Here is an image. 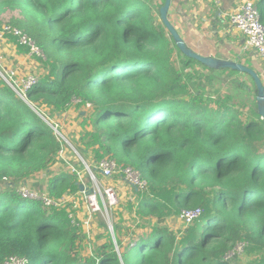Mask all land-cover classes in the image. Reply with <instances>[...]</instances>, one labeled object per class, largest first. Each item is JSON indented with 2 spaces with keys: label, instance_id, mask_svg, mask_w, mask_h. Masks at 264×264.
<instances>
[{
  "label": "trees",
  "instance_id": "trees-1",
  "mask_svg": "<svg viewBox=\"0 0 264 264\" xmlns=\"http://www.w3.org/2000/svg\"><path fill=\"white\" fill-rule=\"evenodd\" d=\"M161 4L0 0L4 24L35 42L47 70L26 89V100L0 76V264L10 255L28 264H264V122L256 101L251 107L242 98L238 106L226 94L218 103L204 95L201 75L192 89L186 69L193 63L208 71L207 80L217 70L235 71L183 55L159 19ZM256 5L264 23V0ZM5 36L29 52L16 36ZM75 99V107L89 102L93 111L82 154L94 162L113 158L146 180L136 192L137 218L161 223L201 208L179 237L164 226L139 225L127 242L116 237V247L109 239L83 254L81 234L67 218L70 205L46 209L16 193L18 181L49 169L62 149L39 113H62ZM79 183L76 172L62 171L47 191L73 194ZM239 243L243 250L235 252Z\"/></svg>",
  "mask_w": 264,
  "mask_h": 264
},
{
  "label": "crops",
  "instance_id": "crops-1",
  "mask_svg": "<svg viewBox=\"0 0 264 264\" xmlns=\"http://www.w3.org/2000/svg\"><path fill=\"white\" fill-rule=\"evenodd\" d=\"M163 1L164 0H153L155 5H159L161 2L163 4ZM237 4L238 0H171L167 17L175 26L187 46L201 55H213L229 59L228 54H230V51L235 52L236 55L243 52L245 54L243 64L245 63V65L251 67L259 74L261 82L264 86V56L259 55L254 48L244 49V36L239 29L230 23L229 20V17ZM22 53L24 52H21L20 54ZM33 62L31 63V67H28L26 72L34 68L36 70L37 66V68H39L38 63L35 60ZM236 72L238 71L233 73ZM245 76L250 81L251 86H254L252 78L247 74H245ZM92 112H88L85 106L75 107L73 104L69 106L66 111L56 113V117L58 119L65 118L70 120V118L77 117L76 121L71 122L73 123L72 126L75 130V143L79 147H82V144L85 143L84 138L89 136L87 133L92 131ZM76 122L78 123L76 124ZM84 128L86 131H84ZM90 162L94 163L93 158H91ZM54 165L47 169L42 175L36 176V178H38V180H45L43 183H47L48 185L49 179L56 174V172L49 174L50 170L55 168ZM67 170L69 169L67 168ZM107 180H110L108 183L116 190L118 199H136V194H131V191H134V189L132 188L131 190L122 179L114 177ZM79 182L88 187L86 179L83 177L79 179ZM30 185L31 184L29 183V186ZM68 195L70 198V208L76 214L77 218L80 221L89 219V224L79 226L77 229L82 237L81 243L83 246V254L91 253L90 250L85 252V244L87 243L86 240L90 230L94 232L92 238L98 244L97 246L103 245L109 239H112L115 243L116 237L121 239L123 242H127L132 231L134 230L135 232V226L117 225V221H112L113 230H111V232L106 230V214L102 212L90 214L85 193L78 190L77 192L73 194L69 193ZM99 202L102 205V199L100 196ZM128 206L135 214L133 202L128 203ZM102 214H104L105 217H103ZM136 219H138L137 222L139 223L143 222V220L139 218ZM139 230L140 229H137L136 231Z\"/></svg>",
  "mask_w": 264,
  "mask_h": 264
},
{
  "label": "rangeland",
  "instance_id": "rangeland-1",
  "mask_svg": "<svg viewBox=\"0 0 264 264\" xmlns=\"http://www.w3.org/2000/svg\"><path fill=\"white\" fill-rule=\"evenodd\" d=\"M156 16V15H155ZM159 16V15H158ZM157 17V16H156ZM3 19H6V16L1 15L0 16V26L3 27L5 24L3 22ZM1 32V28H0ZM40 52V51H39ZM21 52L18 51V48L15 47V44L11 40H6L5 38L0 37V73L4 75L6 78H8L7 75H10L11 77V82L14 84V86L18 87L17 91L19 93H25V89L21 85V80L24 79L27 75L32 74L36 79L38 77H41L45 72H47L45 66H43L36 58V55L27 52L20 54ZM20 54V55H19ZM41 56L43 57L42 53L40 52ZM244 53L242 52L241 54L236 55L235 52L230 51V54H228L229 59H232L237 62H244ZM243 57V58H242ZM44 58V57H43ZM36 61L39 65V68L36 67L34 69H31L27 72L26 70L28 67H31V63L33 61ZM34 63V62H33ZM245 64V63H244ZM13 73H10L12 72ZM186 71H190L194 76L191 79V84L194 83L192 89L195 90V84H196V78L197 75H201V83L206 87V91L204 92V95H210L213 96V98H217V102L221 103L218 99L222 97V95H231L233 97L234 102H241V99L244 98L247 103L251 106H255V92H254V86L250 84V81L247 79L244 73L240 72H221V71H215L213 73V77L208 78V80L205 78V73H208L206 70H202V68L199 66L198 63H193L192 66L186 69ZM232 73V74H231ZM1 76V75H0ZM194 79V80H193ZM4 80V79H3ZM6 83L9 84L8 81ZM245 86V89H242V86ZM252 89V90H250ZM22 97H25V94H20ZM219 95V96H218ZM239 102L236 104L238 105ZM239 106V105H238ZM40 107V106H38ZM91 108H86L88 112H92V106ZM36 111V110H35ZM242 111L246 112L247 108L242 107ZM43 113L47 118L43 119L48 125L52 128L54 127L56 130L54 131V134L57 135L62 141H61V150L59 151L57 157H56V162L53 169L50 170V173H58L62 171H66L67 168H69L68 165H66V162L72 163L74 166L78 167L79 171V179L83 177L86 179L87 186L91 187L93 186L94 182L96 181L100 185H105V186H112L111 184L108 183L107 179H104L103 177L100 176L99 173H95L94 177L90 176L88 174V170L85 168V165H92V162H90L92 155L90 153L83 155L81 150L85 148V143L90 141V137L88 136L85 139V143L82 144V147H79L75 143V130L74 127L72 126L73 123L71 121H76L77 117L70 118V120H67L65 118L58 119L56 117L55 112H51L49 109H44ZM63 116V115H62ZM78 122H76L77 124ZM84 131L86 129L84 128ZM53 166V165H52ZM51 166V167H52ZM66 169V170H65ZM46 170H42L39 172H35L31 174L29 177L24 178L21 181L17 182V185L19 183L25 182L27 186L29 183L31 184L30 187L36 188V189H46L47 190V183H43L45 180H38L36 176L42 175ZM52 171V172H51ZM95 178V179H94ZM118 178V177H117ZM2 183H10V179L6 178V180H2ZM11 184V183H10ZM4 185V184H2ZM16 185V186H17ZM128 186V185H127ZM45 187V188H44ZM113 187V186H112ZM131 190L132 188L128 186ZM117 193V192H116ZM136 194L133 190L131 191V194ZM102 197L106 199L105 195L102 194ZM138 198L136 199H125V200H120L118 199L117 196V202L107 208V215H106V221L107 225H105L106 230L110 231L113 230L112 227V221H117V225H122V226H138L141 225L142 227H148L151 225H159V226H164L174 233L179 237L181 235L182 228L184 227V223L180 219L179 215H172L164 219L163 222L157 223L156 218L154 217H146L143 219V222L139 223L137 222L138 219L136 213L134 214L131 208H129L128 203L133 202V207L136 210L138 203ZM102 213H105V210H102ZM103 215V217H105ZM132 214V215H131ZM120 216V217H119ZM135 228L136 230L139 228ZM91 230L89 231L88 237H87V243L85 244V252L89 251L93 252V250L96 248L98 245L94 240H93V234ZM109 235V234H108ZM245 259V257H243Z\"/></svg>",
  "mask_w": 264,
  "mask_h": 264
},
{
  "label": "built area",
  "instance_id": "built-area-1",
  "mask_svg": "<svg viewBox=\"0 0 264 264\" xmlns=\"http://www.w3.org/2000/svg\"><path fill=\"white\" fill-rule=\"evenodd\" d=\"M229 20L230 23L237 29H239V31L244 36V49L254 48L259 55L264 56V23H262L260 20L256 0H238V4L235 7L234 11L231 13ZM5 35L16 36L19 44L29 47V53L36 55V57L45 58L44 54L35 44V42L30 39L25 33H23L22 30L10 25H4L1 29L0 37L6 38ZM39 51L42 53L43 57L41 56ZM10 73H13V71ZM0 75L5 81L9 82V85L21 98L26 100L20 95L23 94L24 96V93H19L17 91L18 87L14 86V84H12V82L10 81V75H7L8 78H6L1 73ZM36 82V77H34L32 74H29L21 80V85L26 91V89H28ZM79 101L80 100L75 99L73 104L79 103ZM84 106L86 108H91V104L89 102L85 103ZM39 114L43 119L47 118L42 113ZM52 128L54 129V131L56 130L54 127ZM68 166V169L70 171L76 172L77 175L80 174L79 170H76L72 165ZM85 168L88 170V174L92 177H94L96 172H99L101 177H103L104 179H112L114 177H118L122 179L128 186L133 188L135 193L141 192L147 188V182L142 177L140 170L132 166L120 165L113 158H101L97 162L92 163L91 166L85 165ZM3 180H6V177H3ZM16 185L14 186L15 191L21 198L37 200L46 209H61L70 204V198L68 194H64L60 197H52L46 189L32 188L29 185L27 186L25 182H23L22 184L19 183L17 186ZM89 188L93 189L90 194H86L82 191L81 192L85 193L90 214L102 212V210L104 209L107 215V208L113 206L117 202L116 190L112 186L100 185L96 181L94 182L93 186ZM102 194L105 195L106 199L102 197ZM99 196L102 199V205L99 202ZM66 212L67 218L72 227L78 229L79 226L89 224V219L80 221L70 207L66 208ZM201 213L202 210L199 207L184 208L180 211L179 217L185 224L184 226H188L196 221L201 216ZM243 246V243L237 244L235 247V252H241L243 250ZM235 252L231 251L230 255L235 254ZM2 264H28V261L23 256L10 255L3 261Z\"/></svg>",
  "mask_w": 264,
  "mask_h": 264
},
{
  "label": "water",
  "instance_id": "water-1",
  "mask_svg": "<svg viewBox=\"0 0 264 264\" xmlns=\"http://www.w3.org/2000/svg\"><path fill=\"white\" fill-rule=\"evenodd\" d=\"M170 3L171 0L163 1V4L159 7V18L166 30L172 36L173 41L175 42L181 53L188 58L200 62L202 65L210 69H231L249 75L252 78V81L256 88V112L259 115L260 119L264 122V86L261 82L259 74L254 69L243 64L242 62H237L224 57H216L213 55H201L200 53H197L190 47H188L175 26L169 21L167 17ZM78 187L80 191L85 192L86 194H90L93 190L92 188L84 186L82 183H79Z\"/></svg>",
  "mask_w": 264,
  "mask_h": 264
}]
</instances>
